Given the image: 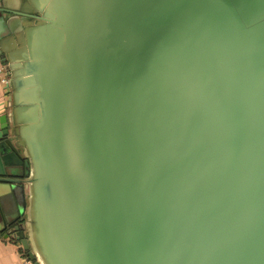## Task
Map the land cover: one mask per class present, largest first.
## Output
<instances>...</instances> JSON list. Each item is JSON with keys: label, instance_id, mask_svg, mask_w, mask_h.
Returning <instances> with one entry per match:
<instances>
[{"label": "water", "instance_id": "water-1", "mask_svg": "<svg viewBox=\"0 0 264 264\" xmlns=\"http://www.w3.org/2000/svg\"><path fill=\"white\" fill-rule=\"evenodd\" d=\"M0 60L36 264H264V0H0Z\"/></svg>", "mask_w": 264, "mask_h": 264}, {"label": "crops", "instance_id": "crops-1", "mask_svg": "<svg viewBox=\"0 0 264 264\" xmlns=\"http://www.w3.org/2000/svg\"><path fill=\"white\" fill-rule=\"evenodd\" d=\"M6 107L5 85L0 80V116ZM17 246L13 238L5 237L4 231L0 230V264H22L17 254Z\"/></svg>", "mask_w": 264, "mask_h": 264}, {"label": "built area", "instance_id": "built-area-1", "mask_svg": "<svg viewBox=\"0 0 264 264\" xmlns=\"http://www.w3.org/2000/svg\"><path fill=\"white\" fill-rule=\"evenodd\" d=\"M0 80L1 82L5 85L6 83V79H5V76H4V73H3V68H2V63H1V60H0ZM15 243H16V246H17V254L21 260V263L22 264H36L34 260H32L26 253V251L23 249V247L21 246V244L16 241L14 239Z\"/></svg>", "mask_w": 264, "mask_h": 264}, {"label": "rangeland", "instance_id": "rangeland-1", "mask_svg": "<svg viewBox=\"0 0 264 264\" xmlns=\"http://www.w3.org/2000/svg\"><path fill=\"white\" fill-rule=\"evenodd\" d=\"M10 201V203H11V207H13V209H14V205H13V203L11 202V200H9ZM9 201H7L6 203L9 205ZM8 209H11V208H9V206H8ZM13 209H12V211H13Z\"/></svg>", "mask_w": 264, "mask_h": 264}, {"label": "trees", "instance_id": "trees-1", "mask_svg": "<svg viewBox=\"0 0 264 264\" xmlns=\"http://www.w3.org/2000/svg\"><path fill=\"white\" fill-rule=\"evenodd\" d=\"M21 217H22V216H20V217L14 222V224H16L17 222H20Z\"/></svg>", "mask_w": 264, "mask_h": 264}]
</instances>
